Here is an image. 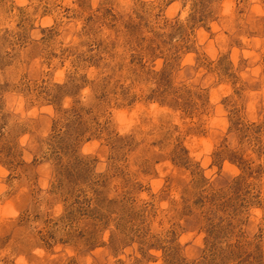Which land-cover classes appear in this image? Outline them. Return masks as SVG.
<instances>
[{"label":"rangeland","instance_id":"obj_1","mask_svg":"<svg viewBox=\"0 0 264 264\" xmlns=\"http://www.w3.org/2000/svg\"><path fill=\"white\" fill-rule=\"evenodd\" d=\"M0 264H264V0H0Z\"/></svg>","mask_w":264,"mask_h":264}]
</instances>
